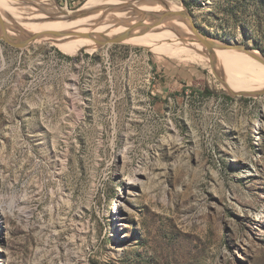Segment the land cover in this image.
Masks as SVG:
<instances>
[{
    "label": "rangeland",
    "instance_id": "obj_1",
    "mask_svg": "<svg viewBox=\"0 0 264 264\" xmlns=\"http://www.w3.org/2000/svg\"><path fill=\"white\" fill-rule=\"evenodd\" d=\"M132 3L2 0L16 39L61 10L89 13L67 19L70 30L52 25L64 33L56 41L21 49L0 40V264H264L257 73L215 54L214 69L203 45L181 57L127 41L100 46L109 37L90 18L156 31ZM147 4L184 10L204 35L264 56V0ZM174 31L197 41L190 28Z\"/></svg>",
    "mask_w": 264,
    "mask_h": 264
},
{
    "label": "bare ground",
    "instance_id": "obj_2",
    "mask_svg": "<svg viewBox=\"0 0 264 264\" xmlns=\"http://www.w3.org/2000/svg\"><path fill=\"white\" fill-rule=\"evenodd\" d=\"M0 6H2V0H0ZM155 9V10H154ZM154 9H145L143 10L144 15H150L152 18H150L149 21V26L150 28L152 27H156V31H153L151 33H147L144 34V36L142 35H137L134 34L136 33L138 30H142L144 27L143 26H136L135 24L129 23V24H125V25H121L115 22H112L110 20H107L105 18H90L88 19V22L94 24L92 27L93 29V33L94 34H98L101 35L103 34L106 37H114L116 35H119L121 33H124L126 31L130 30V26L132 29L130 36L127 37L124 41L127 42H131V43H135V44H144L146 46H148L149 48H152L153 50H158V51H168L170 53H172L174 56L176 57H181L184 54H187L186 50H183L184 48H186L187 46L189 47V45L192 46H200L201 47V43L199 42H192L187 40L186 37L189 36H185L184 37V33H180L178 34L176 31H174L177 28H190L188 24L182 22L181 20L177 19V18H168L167 20H164L163 22H169V26L168 25H164V24H156L158 18L160 17V15L163 13L164 10L160 9L159 6H154ZM73 11H69V13H72ZM71 22L75 25H77V20L76 19H72ZM72 23L68 22L67 19H61L59 21H56V23L49 25L47 28L43 29V30H33L32 33H40L43 31H49L52 29V25H57L56 27H63L66 30H70L69 25H71ZM68 26V27H67ZM79 26L83 27V31L85 32H89L91 30V27H89L88 23H81L79 24ZM178 26V27H177ZM9 27V26H8ZM60 27V28H61ZM86 27V28H84ZM97 28V29H95ZM76 31V30H75ZM101 31L103 33H101ZM180 31V30H178ZM176 32V33H175ZM182 32V31H181ZM192 32V31H189ZM66 33V31H65ZM9 35L10 36H14L17 35L16 33H14L13 31L9 30ZM178 35H181L182 38H185L184 42H171L169 43L172 39L174 38H178ZM194 35V34H193ZM52 39V41H56L57 38L52 37V36H48L45 35L43 38L39 39ZM192 38V37H191ZM74 46L80 45L78 44V42L73 41V40H64ZM169 41V42H168ZM188 44H186L184 46V44L187 42ZM203 50H205L204 47ZM83 49H88V50H95L97 49V47L90 49V48H83ZM234 50L240 51L242 53L239 52H235ZM231 49V48H226V49H216L214 54L217 56L218 60L223 64L226 65L228 68L232 69V70H237L240 71L242 69H244V71L248 74H255L257 73V75H254L250 78V81L253 82L255 85L259 86L258 90L264 88V64L260 63L259 61H257L255 58H253L250 54H248L245 51L242 50H238V49ZM256 53H258V51H255ZM256 69H259L260 72H256ZM253 71V72H252ZM262 86V87H261ZM254 87H248V90H253Z\"/></svg>",
    "mask_w": 264,
    "mask_h": 264
},
{
    "label": "water",
    "instance_id": "obj_3",
    "mask_svg": "<svg viewBox=\"0 0 264 264\" xmlns=\"http://www.w3.org/2000/svg\"><path fill=\"white\" fill-rule=\"evenodd\" d=\"M148 1L149 0H133L132 6L134 7L133 8L134 10L132 11V15H134V16L144 15V13H143L144 11L141 9L140 6L141 5H148L147 4ZM161 1L164 2V0H161ZM87 13H89V12H85V11H81V10L76 11V12H72V13H69L68 10H63V11L61 10L60 13L58 15H56L55 18L72 20V19L83 17L84 15H87ZM178 16L185 18L187 20V22L190 25L189 27H190L192 33L195 35V38L197 39V41L199 43H201L203 45L206 52L208 53L211 64H212L214 69H216V61H215V57L213 55H214V52L216 49L231 48V49L242 50V51H245L248 54H250L253 58H255L260 63L264 64V56L259 52L256 53L255 52L256 50H253V49L247 47L246 45H243L240 43H232V42H220V41H217V40H214V39L208 37L207 35H204L198 29L197 25L192 20L191 15H189L184 10H181V11H178V10L165 11L160 15L156 24H160L161 22H163L164 20H167L168 18H173V17L178 18ZM8 17L10 19H12L11 16H8ZM53 18H54V16H53ZM12 22L15 23L14 25H15L16 29L19 30V32H21L23 30L22 26L18 22H16L13 19H12ZM132 29L133 28H131V26H130L129 31H126L124 33H121V34L116 35V36L111 37V38H106L103 40H96V41L100 46H105L107 44L115 43V42H121L130 36ZM9 30H10V28L6 24L2 14L0 12V40H4L7 43H9L15 47L23 49V48H26L29 45L33 44L35 41H38L39 39L43 38L45 35L60 36V35L64 34L60 31H43L40 33H27V35H25L23 38L16 39L15 37L9 35ZM86 36L90 37V34L87 33ZM220 78L222 79V81L224 83H226V79H224L222 77H220ZM250 94L255 95V96H260V95L264 94V88L257 90V91H253Z\"/></svg>",
    "mask_w": 264,
    "mask_h": 264
},
{
    "label": "trees",
    "instance_id": "obj_4",
    "mask_svg": "<svg viewBox=\"0 0 264 264\" xmlns=\"http://www.w3.org/2000/svg\"><path fill=\"white\" fill-rule=\"evenodd\" d=\"M206 92H210L209 90H207Z\"/></svg>",
    "mask_w": 264,
    "mask_h": 264
}]
</instances>
